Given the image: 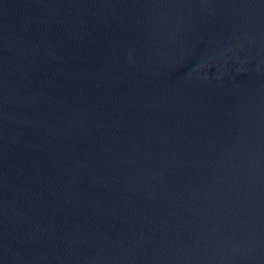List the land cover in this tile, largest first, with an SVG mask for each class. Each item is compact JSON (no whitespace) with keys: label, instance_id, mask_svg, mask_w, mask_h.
<instances>
[{"label":"water","instance_id":"95a60500","mask_svg":"<svg viewBox=\"0 0 264 264\" xmlns=\"http://www.w3.org/2000/svg\"><path fill=\"white\" fill-rule=\"evenodd\" d=\"M0 264H264V0H0Z\"/></svg>","mask_w":264,"mask_h":264}]
</instances>
